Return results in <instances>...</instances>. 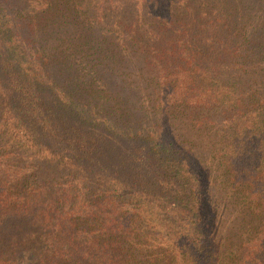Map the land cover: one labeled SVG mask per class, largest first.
Returning a JSON list of instances; mask_svg holds the SVG:
<instances>
[{"label": "trees", "instance_id": "16d2710c", "mask_svg": "<svg viewBox=\"0 0 264 264\" xmlns=\"http://www.w3.org/2000/svg\"><path fill=\"white\" fill-rule=\"evenodd\" d=\"M0 264H264V0H0Z\"/></svg>", "mask_w": 264, "mask_h": 264}]
</instances>
